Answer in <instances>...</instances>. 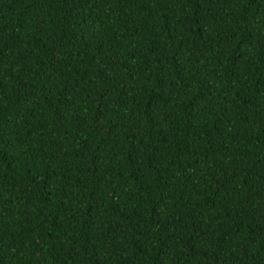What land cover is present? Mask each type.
<instances>
[{
    "label": "trees",
    "instance_id": "obj_1",
    "mask_svg": "<svg viewBox=\"0 0 264 264\" xmlns=\"http://www.w3.org/2000/svg\"><path fill=\"white\" fill-rule=\"evenodd\" d=\"M0 264H264V0H0Z\"/></svg>",
    "mask_w": 264,
    "mask_h": 264
}]
</instances>
